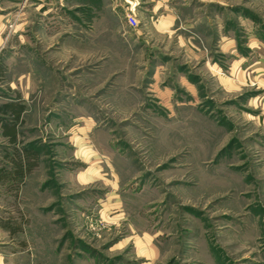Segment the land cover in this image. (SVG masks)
Wrapping results in <instances>:
<instances>
[{"label": "rangeland", "instance_id": "374dc122", "mask_svg": "<svg viewBox=\"0 0 264 264\" xmlns=\"http://www.w3.org/2000/svg\"><path fill=\"white\" fill-rule=\"evenodd\" d=\"M150 1L0 0V264H264V0Z\"/></svg>", "mask_w": 264, "mask_h": 264}, {"label": "crops", "instance_id": "0c3cea01", "mask_svg": "<svg viewBox=\"0 0 264 264\" xmlns=\"http://www.w3.org/2000/svg\"><path fill=\"white\" fill-rule=\"evenodd\" d=\"M41 1V0H38ZM152 2L151 7L152 10H157L158 8L166 6L165 3L162 2V0H151ZM111 5V11L117 15L118 18L122 19L125 14L131 13L134 16L133 9L140 8V2L139 0H112L110 2ZM13 104H4V108H11L14 107ZM18 109H22V106L16 107ZM15 116H18V112H15Z\"/></svg>", "mask_w": 264, "mask_h": 264}, {"label": "built area", "instance_id": "2783aa9c", "mask_svg": "<svg viewBox=\"0 0 264 264\" xmlns=\"http://www.w3.org/2000/svg\"><path fill=\"white\" fill-rule=\"evenodd\" d=\"M124 19H125V21H126V24H127L129 27H135V25H136V20H135V17H134L131 13L125 14V15H124Z\"/></svg>", "mask_w": 264, "mask_h": 264}, {"label": "trees", "instance_id": "16d2710c", "mask_svg": "<svg viewBox=\"0 0 264 264\" xmlns=\"http://www.w3.org/2000/svg\"><path fill=\"white\" fill-rule=\"evenodd\" d=\"M17 112H18V114H19L20 110H18ZM15 114H16V113H15ZM16 115H17V114H16ZM15 117H16V116H15Z\"/></svg>", "mask_w": 264, "mask_h": 264}]
</instances>
